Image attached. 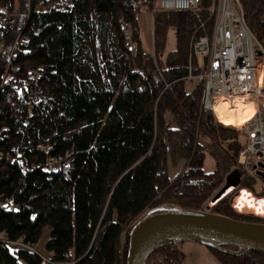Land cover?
Returning <instances> with one entry per match:
<instances>
[{
    "label": "trees",
    "instance_id": "1",
    "mask_svg": "<svg viewBox=\"0 0 264 264\" xmlns=\"http://www.w3.org/2000/svg\"><path fill=\"white\" fill-rule=\"evenodd\" d=\"M12 1L0 0V45L13 49L0 69V264H125L128 234L150 209L203 211L244 147L235 125L201 108V83L185 89L201 73L190 43L210 34L212 0L196 12L159 11L157 0H20L10 20L2 10ZM244 10L264 46V0ZM142 11L153 13L152 54L141 45ZM170 29L175 48L165 54ZM198 138L220 150L212 172ZM168 160L185 161L173 181ZM255 182L240 177L239 187ZM221 204L210 212L264 224ZM181 245L146 264H182ZM206 248L221 264H264V253Z\"/></svg>",
    "mask_w": 264,
    "mask_h": 264
},
{
    "label": "built area",
    "instance_id": "2",
    "mask_svg": "<svg viewBox=\"0 0 264 264\" xmlns=\"http://www.w3.org/2000/svg\"><path fill=\"white\" fill-rule=\"evenodd\" d=\"M200 3L201 0H157L159 11L196 12ZM244 3L245 0H212L208 10L213 21L210 34L194 36L190 43V55L199 61L201 73L197 76L189 74L187 77L188 81L196 80L202 84L203 110L214 114L213 106L221 98H242L255 105L256 113L252 120L236 128L244 147L239 153V168L230 171L226 177L237 178L234 191L237 190L240 177L264 175L261 169L264 165V82H258L259 71L264 68V46L246 22ZM7 10L8 7H4L2 12L6 13ZM0 25H4L3 20H0ZM35 77L31 75L30 80L33 81ZM60 162L61 159L50 160L47 172ZM226 179L222 188L227 187ZM254 197L264 198L261 195ZM8 245L10 249L20 248L19 243ZM36 249L43 251L38 245Z\"/></svg>",
    "mask_w": 264,
    "mask_h": 264
},
{
    "label": "water",
    "instance_id": "3",
    "mask_svg": "<svg viewBox=\"0 0 264 264\" xmlns=\"http://www.w3.org/2000/svg\"><path fill=\"white\" fill-rule=\"evenodd\" d=\"M203 149L209 151L204 145ZM235 181L236 177H228L227 187ZM227 187L222 188L219 195ZM224 196H217L214 202ZM183 243H195L236 256L248 251L264 253V224L212 214L209 208L191 211L173 205L157 206L130 230L125 264H146L155 250ZM225 246L234 247L237 251H230Z\"/></svg>",
    "mask_w": 264,
    "mask_h": 264
},
{
    "label": "rangeland",
    "instance_id": "4",
    "mask_svg": "<svg viewBox=\"0 0 264 264\" xmlns=\"http://www.w3.org/2000/svg\"><path fill=\"white\" fill-rule=\"evenodd\" d=\"M49 5H50L49 7H52L55 4L49 3ZM9 7L10 8H9V11L7 10L6 17L11 20L12 18L15 17V13L18 12V10H19L20 0H13L12 3L9 5ZM44 9H48V7L45 6ZM157 9H158V7H157ZM137 21H138V28L140 31L142 48H143L145 53L152 54L153 48H154L153 13L148 12V11H142L138 15ZM174 48H175V32L173 29H170L168 31V34H167V43H166L165 54L172 51ZM12 50L13 49H11L10 51H5V47L0 46V53L2 56V64L0 66L1 71L6 69L7 65H9L10 56L12 55V53H11ZM263 77H264V68L262 70L260 69V71H259V76H258L259 84H263V82H264ZM6 81H7V74H5L0 79V86L2 85L3 82H6ZM196 83H197L196 80L187 81L185 84V89L187 91H191L195 87ZM235 128H240V127H235ZM239 134H240V132H239ZM198 141L201 142L206 148L209 149V151L205 150L206 155H205L203 169L207 173L212 172L214 170V167H215L214 166V159L220 157V150L217 149L216 146L212 145L206 139L198 138ZM240 164H241V161H240V158L238 155L237 164L236 163L232 164L230 171L234 170L235 168H239ZM184 167H185V161L184 160H180L176 164H173L170 160H168L167 172H168L169 180L170 181L175 180L176 177L181 173V171L183 170ZM261 167H262L261 169L264 170V165H262ZM261 169L259 171L260 173H262ZM232 174H233V172H232ZM227 175L224 177V180H223V183L221 184V186L212 194V196L208 199V201L203 205V207H202L203 211L205 209L209 208V212H210V210H212L218 204L220 205L221 203H223V204H221V206L222 205H223V207L226 206L227 208L233 210L234 213H236V214L264 219V217L262 215H255V213L252 209H248V210H244V211H242L240 209H237L239 211L236 210V208H237L235 206L236 198L238 197V195L241 192L247 191V190H245V188H240L239 185L237 187V190L233 191L232 193L225 194V196L221 197L219 199V201L214 202V198H216L217 196L223 195V193H221L220 195H219V193H220V190L222 189V186L225 183V179H226ZM262 176H264V175L258 174L257 177L248 176V177L254 178L256 180L255 185H254L255 186L254 191H247L251 195H253V197H254V195L255 196L261 195L262 197L264 196V178H262ZM235 184L237 185V182ZM243 193H245V192H243ZM240 198H241V196H239V199ZM180 247H181L180 250L184 255V259H183L182 264H221L217 260V258L212 254V252H210L204 246H201V245L195 244V243H183Z\"/></svg>",
    "mask_w": 264,
    "mask_h": 264
},
{
    "label": "bare ground",
    "instance_id": "5",
    "mask_svg": "<svg viewBox=\"0 0 264 264\" xmlns=\"http://www.w3.org/2000/svg\"><path fill=\"white\" fill-rule=\"evenodd\" d=\"M263 81H264V77H263ZM213 109L217 121H219L222 124L235 125L236 127L244 126L247 122L252 120V118L256 113L255 105L252 102L245 101L242 98H236L234 100L221 98L216 101V103L213 106ZM230 127L235 128L234 126H230ZM231 190L234 191V188L233 187L226 188L223 191L224 192L223 195L229 193ZM243 192H241L236 198L235 206L237 207V209H240L241 206L243 208L244 207L243 205H245V210L252 209L256 215L264 216L263 214H260V208H261L260 204L254 203V202L264 201V198L257 199L254 198L253 195H251L249 192L247 191H243ZM243 194H245V197H247L244 198L245 201L242 198L239 199V196L242 197Z\"/></svg>",
    "mask_w": 264,
    "mask_h": 264
},
{
    "label": "crops",
    "instance_id": "6",
    "mask_svg": "<svg viewBox=\"0 0 264 264\" xmlns=\"http://www.w3.org/2000/svg\"><path fill=\"white\" fill-rule=\"evenodd\" d=\"M48 229H46L45 231H44V233H43V236H42V239H41V241L39 242V244H38V248L41 250V249H43V247H44V244H45V242H46V239H47V237H48Z\"/></svg>",
    "mask_w": 264,
    "mask_h": 264
},
{
    "label": "flooded vegetation",
    "instance_id": "7",
    "mask_svg": "<svg viewBox=\"0 0 264 264\" xmlns=\"http://www.w3.org/2000/svg\"><path fill=\"white\" fill-rule=\"evenodd\" d=\"M233 188H234V186H235V183H233L232 185H231ZM230 186V187H231ZM229 187V188H230ZM222 193H224V192H222ZM225 195V194H224ZM250 197V196H249ZM244 201H245V199L244 198H247V197H245V194H243V196L241 197ZM255 204H258L259 202H254ZM244 207L242 208V206H241V208L240 209H242L243 211L245 210V205H243Z\"/></svg>",
    "mask_w": 264,
    "mask_h": 264
},
{
    "label": "snow or ice",
    "instance_id": "8",
    "mask_svg": "<svg viewBox=\"0 0 264 264\" xmlns=\"http://www.w3.org/2000/svg\"><path fill=\"white\" fill-rule=\"evenodd\" d=\"M259 204L261 206V208H260V214H264V201H259Z\"/></svg>",
    "mask_w": 264,
    "mask_h": 264
}]
</instances>
